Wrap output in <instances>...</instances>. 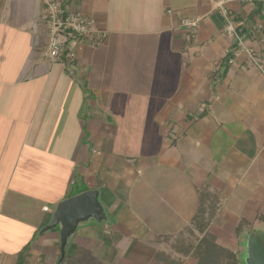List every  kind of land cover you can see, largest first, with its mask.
Here are the masks:
<instances>
[{"label":"crops","instance_id":"obj_1","mask_svg":"<svg viewBox=\"0 0 264 264\" xmlns=\"http://www.w3.org/2000/svg\"><path fill=\"white\" fill-rule=\"evenodd\" d=\"M69 1L110 33L77 45L74 76L42 56L43 0H0L6 190L51 219L62 201L99 192L107 220L85 223L69 258L84 249L98 264H237L251 237L264 243V41L246 42L260 67L245 54L229 65L238 42L212 0ZM231 9L264 24V0ZM177 14L203 18L195 40ZM36 158L47 176L28 177ZM41 241L59 254L58 232Z\"/></svg>","mask_w":264,"mask_h":264},{"label":"built area","instance_id":"obj_2","mask_svg":"<svg viewBox=\"0 0 264 264\" xmlns=\"http://www.w3.org/2000/svg\"><path fill=\"white\" fill-rule=\"evenodd\" d=\"M260 0H212L215 10L225 19L224 32L234 37L238 44L235 49H228L225 56L229 65H234L245 54L249 61L258 67L260 63L253 49L246 45L249 40L259 37L264 41V24L237 21L232 16L231 5L235 3L254 4ZM43 24L47 30V43L42 49V56L50 66L60 64L70 76H74V64L77 59L76 47L80 43H88L92 47L104 44L109 38L108 30L94 18L84 14L69 0H43ZM174 16L173 11H168ZM181 19V14H177ZM203 18L200 16L181 19L183 29L188 30L196 39ZM250 25V26H247Z\"/></svg>","mask_w":264,"mask_h":264},{"label":"rangeland","instance_id":"obj_3","mask_svg":"<svg viewBox=\"0 0 264 264\" xmlns=\"http://www.w3.org/2000/svg\"><path fill=\"white\" fill-rule=\"evenodd\" d=\"M188 33L190 32L188 31ZM69 127H71V124L69 125ZM20 132H21V128L18 130L15 128L14 135H16V138H17L16 142H18L17 135H19ZM0 136H1L0 142L2 143L3 140H6L5 139L6 136L5 135H0ZM10 140H13V138H10ZM12 156L13 154L9 155L10 158H12ZM27 159L28 158L24 157L21 160H23L24 162L30 160V159L28 160ZM8 161H10V163H13V159H10ZM2 162H5V159L1 160L0 158V200H1L0 264H16V259L18 258L20 251L31 241L33 243V246L29 250L30 255L28 257L30 264H57V263L59 264L61 261L60 260L61 257H59L61 253L60 243L57 245L58 247L57 249H59V254L57 250L54 257L52 258H50L51 255L48 253L49 250H52L51 247L45 248V249L44 248L36 249V246L38 247L43 246L42 244H44V241L40 242V240L43 237L54 233L53 231L55 230H52V231L45 233L44 235H40L43 229L51 223L52 219L45 216V212H44L45 210L43 211V208L40 207L41 204L38 201H33L28 198H22V196L18 195V193H16L15 191L6 190L7 184L10 179L7 176L9 172L8 170H11V169H10V166L3 165ZM45 162L46 160L44 159L36 158L35 161L32 160V162H30V165L24 166L26 167L24 168L25 172L29 174L28 177H33L32 175L39 176L37 174L38 171L42 173L43 176H47L46 173L44 172L45 171L44 167L46 165ZM64 180L65 178H60L57 184L66 185V182H64ZM77 180L79 179L77 178ZM13 188H16V187L12 185V189ZM2 200L4 203L2 202ZM46 211L48 212V210ZM94 222L96 221L90 220L89 222H87V224L94 223ZM44 223H47V224H44ZM103 223H98V224H103ZM87 224L85 223L81 224L76 234L69 240V244L67 245V249H66V252H67L66 258L60 264H98V260L94 259L92 257L93 255H91V253L88 250H84V249L80 250L76 255H75V252H72L71 257L70 258L68 257L70 247L73 244V240H75V237L79 236L81 229H83V226ZM85 228H86L85 231H88V232H84V233L91 234L94 232V229H92L91 226L90 227L86 226ZM56 232L59 233V231H56ZM22 235L26 236V238L23 237ZM234 257H235V261H237V264H246L247 258H246V254L243 251H240L239 254H237V256H234ZM71 258H75V260L69 261V259ZM220 258L222 257L221 256L216 257L213 264H222Z\"/></svg>","mask_w":264,"mask_h":264},{"label":"water","instance_id":"obj_4","mask_svg":"<svg viewBox=\"0 0 264 264\" xmlns=\"http://www.w3.org/2000/svg\"><path fill=\"white\" fill-rule=\"evenodd\" d=\"M90 220H95L98 223L107 220L105 208L99 200L97 190L81 193L58 204L51 223L43 229L40 235L59 229L60 263L66 258L69 240L76 234L81 224ZM246 258V264H264V243L255 236L247 242Z\"/></svg>","mask_w":264,"mask_h":264},{"label":"trees","instance_id":"obj_5","mask_svg":"<svg viewBox=\"0 0 264 264\" xmlns=\"http://www.w3.org/2000/svg\"><path fill=\"white\" fill-rule=\"evenodd\" d=\"M56 231H59V229H55V231L53 232H56ZM44 235V234H43ZM34 241V240H33ZM33 246V243L32 241L30 243H28L19 253L18 255V258L16 259V264H30L29 262V250L31 249V247ZM61 257V254L60 256ZM58 264V263H57Z\"/></svg>","mask_w":264,"mask_h":264}]
</instances>
